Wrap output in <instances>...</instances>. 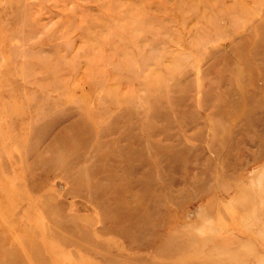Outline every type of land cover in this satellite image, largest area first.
I'll list each match as a JSON object with an SVG mask.
<instances>
[{"label":"rangeland","instance_id":"1","mask_svg":"<svg viewBox=\"0 0 264 264\" xmlns=\"http://www.w3.org/2000/svg\"><path fill=\"white\" fill-rule=\"evenodd\" d=\"M0 264H264V0H0Z\"/></svg>","mask_w":264,"mask_h":264},{"label":"bare ground","instance_id":"2","mask_svg":"<svg viewBox=\"0 0 264 264\" xmlns=\"http://www.w3.org/2000/svg\"><path fill=\"white\" fill-rule=\"evenodd\" d=\"M259 174V173H258ZM191 249V248H190ZM200 250V249H199Z\"/></svg>","mask_w":264,"mask_h":264}]
</instances>
